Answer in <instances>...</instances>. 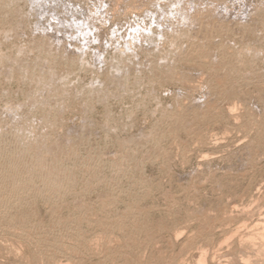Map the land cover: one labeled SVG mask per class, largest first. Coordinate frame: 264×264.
<instances>
[{"label": "rangeland", "instance_id": "1", "mask_svg": "<svg viewBox=\"0 0 264 264\" xmlns=\"http://www.w3.org/2000/svg\"><path fill=\"white\" fill-rule=\"evenodd\" d=\"M8 2L6 0L7 6L0 5V16H6L3 12L7 13L4 17L6 21L2 16L0 17L1 23L3 20V23H0V54L2 53L0 57L7 56L1 57L7 59L8 55H11L9 60L11 58L10 62H12L16 60L17 54L24 52L23 56H18L19 59L22 56L26 61L27 59L34 61L35 56H38L39 41L46 40L47 46L43 45L45 42L41 43V46H46V52L51 54L48 51L50 50L54 54L51 56L58 58L53 59L49 56L52 59V63L50 62L52 68L61 72L60 70L66 66L59 75L62 76L66 72L70 75L69 71H71L72 78L67 73L64 76L70 78L69 82L72 83V80L73 83L69 86L71 91L66 85L65 88L67 92L69 91L66 92L67 94L51 92L54 93L52 95L48 94L49 92H42L54 102L50 103L47 98L48 102H43V105L48 103L49 106L45 105L47 110L45 106H41L40 112L38 104L42 103H37L36 109L34 105L32 107L31 104L30 106L26 103L27 99L30 100L31 95L36 92V86L37 90L44 91L40 83L33 81L36 76L31 72L34 71L32 67L28 69L29 74L21 73L24 74L22 76H29V81L32 79L30 84L26 77L21 76L20 69L18 70L12 63L10 65V62L7 63L8 59L4 60L0 68V71L4 69L2 73L0 72V109L3 110H0V114L7 116V111L11 109L22 110H18L19 112L16 110L18 119L21 115L19 121L21 123H25V120L32 116L27 120L30 122L26 124L31 126V120H35L37 125L33 121L32 126L36 128L32 130L31 126V133L27 134L36 132V136L28 135V138L33 136L37 138L40 135V138H37L40 141L43 137H41L42 133H38L44 132L46 128L44 130L42 125L48 123L47 125L50 126H47L45 131L48 137L43 133V136H46L43 140L45 143L41 142L44 143L41 149L45 151L47 146L51 149L53 143L59 140L62 142L64 139L63 144L60 145L65 146V149L68 147L66 151H69V146L75 148H70L69 152L74 150L76 151L74 154L78 153V155H74L76 160L74 157L69 158L65 154L68 151L62 149L65 156L61 153V161H65L64 164L60 162L63 167L65 166L64 168H71L72 171L66 169L71 173L74 172L71 174L74 180L68 186L59 187L61 191L57 195L54 194L56 196L53 197L54 202L52 198L48 202L39 198L40 196H34V193L26 192L30 193L26 195L24 192L23 201L26 198L25 202L30 201L27 207L34 216L32 213L28 215V212L16 213L2 222L0 264H45L47 258L41 257V248H49V252L55 253L58 251L55 242L62 246V252L65 250L64 253L66 251L72 253L58 252L56 261L61 264H198L202 252L205 264H264V58H261L264 57V19H262L264 15L261 13L262 10L264 12V0H12V3ZM10 5L15 9L13 10ZM2 6L5 11L1 10ZM13 12L16 17L12 16ZM204 14L213 17L215 23H230L231 34H235V39L226 38L228 46H234L235 50L240 51L249 46L250 50L259 49L257 55L262 53L257 59L263 61L258 59L256 62V59L253 63H244L241 73L235 76H231L230 71L220 80L222 82L220 88L209 70L214 56H220V47L213 43L207 44L206 47L209 48L207 54L193 53L186 56L183 52L184 56L181 54L173 62L166 59L169 61L168 64L172 62L171 67L166 64L167 61L162 60L163 55H166L171 47V38L174 35L181 37L177 32L188 24L185 20L189 19V16L199 18ZM7 17L9 18L6 19ZM1 28H4V31L9 29L12 31L8 35L7 32L3 34ZM241 36L244 41L241 40ZM217 39H220L221 43L225 40L220 37ZM184 45L187 50L200 48L187 42ZM222 45H225V42ZM18 48L24 50L16 54ZM56 50L63 52L66 50V53L60 51L56 53ZM58 56H61V59L57 62ZM62 56L63 58L67 56L68 59H63L65 61L63 62ZM70 58L79 59L78 62H82V65L78 63L67 66L66 61ZM116 58H122L125 64H121L124 69L121 73L127 74L124 88L126 87L128 91L117 84L114 78H109L111 75L108 69L109 63ZM26 61L23 62L27 63ZM5 63L14 68L8 67ZM123 65L127 68L125 69ZM66 68L69 70L66 71ZM7 69L8 72L11 71L8 73ZM12 69L17 70L18 74L15 75ZM5 71L6 75H3ZM59 72H56L57 75ZM8 75L10 77H7ZM66 81L68 82V79ZM93 82L99 83L97 86L99 85L98 88L101 87L99 88L101 90L107 88V95L91 97L85 93L84 90L91 88ZM117 91L119 94L116 95ZM26 93L31 95L28 96ZM86 95L90 96V99L87 98L89 103ZM64 98L68 100L65 103L62 102L65 101ZM59 100L66 104V107ZM20 103L24 104L23 107ZM57 103L59 107H54L58 105ZM5 106H8L7 111ZM19 106L22 109L18 108ZM52 107L57 109L54 110ZM52 110L57 113L59 111L63 116L52 113L54 112ZM37 112L42 114L41 118L37 117ZM25 113L29 114L27 119L28 114ZM10 115L11 111L7 116L8 119L6 116L4 119L11 123L4 122L1 119L3 116L0 118L6 124L4 131L10 125L13 127H7V130L11 128L14 130L15 124L10 120ZM46 115L50 118L44 120L47 118ZM53 115L55 117H51ZM42 116L45 118L43 119ZM38 119L43 120L42 123L39 120L42 125ZM53 119H56V122H52ZM37 128H40L38 133ZM1 135L0 144L3 148L5 146V150L1 145L0 148L3 152L6 149L9 151L11 146L13 147V140L6 141V135H2L3 137ZM69 137L76 140L72 141ZM65 140L68 142L71 140L72 144L75 143L74 146ZM3 142H7V145ZM89 157H97L101 160L99 169L95 171L96 174L93 173L97 178V182L94 183L103 180L102 185L99 183L96 189H90L91 194L84 190L81 182L82 177L83 179L89 177L88 173L84 174L86 172L84 165L90 160ZM109 163L123 164L125 174L118 179H112L111 175L115 167L109 166ZM34 177L38 180L35 179L36 182H40L39 176ZM112 180L117 184V190L114 192L105 187V181L112 183ZM73 183H76V186L71 188ZM73 190L76 193L83 192L84 201L81 199L82 194L77 193V196ZM101 193L104 198L106 194L111 195L116 200L114 205L121 211L129 203H133L138 209V216L129 217L130 222L127 226L130 229L128 227L122 230L115 229L113 234L107 233L105 236L98 232L95 223L87 225L85 222H79L75 215H69L78 199L77 202L86 201L83 205L88 204L89 214H94V216L91 214L92 218L108 217L110 209L103 213L99 206ZM74 195L77 196L76 199ZM96 199H99V202ZM59 204H61V216L63 218L72 216L76 227L88 240L94 243L96 241L98 245L105 240L111 246L117 247L119 244V249L123 247L122 252L101 258H98L99 254L92 255L89 251L82 254L77 250V240L65 234L62 238L61 231L55 229L57 234L53 230L50 231L52 235L49 231L48 234L37 233L35 237L41 240L40 251L33 242L35 241L33 234L29 235V238L24 236L21 238L28 225H42L40 227L43 228L49 226L51 222L56 225V221L51 220L50 214L56 206L59 207ZM53 226L52 228H55ZM20 230H23L22 233ZM126 236H129L132 242L125 247L122 244Z\"/></svg>", "mask_w": 264, "mask_h": 264}, {"label": "bare ground", "instance_id": "2", "mask_svg": "<svg viewBox=\"0 0 264 264\" xmlns=\"http://www.w3.org/2000/svg\"><path fill=\"white\" fill-rule=\"evenodd\" d=\"M9 2H11L10 0H8ZM14 1V0H13ZM8 2V3H9ZM12 3V2H11ZM13 3H15V2H13ZM1 4H4V6L7 4L6 3V0H0V5ZM14 5V4H13ZM12 5V6H13ZM7 6V5H6ZM8 6H9V4H8ZM11 6V5H10ZM12 6H11V8H12ZM168 6V5H167ZM15 7V6H14ZM264 7V6H263ZM2 8H3V6H2ZM1 8V10H4L5 8H3L2 9ZM13 9V8H12ZM12 9H10V10H12ZM15 9V8H14ZM13 9V10H14ZM261 9V8H260ZM259 9V10H260ZM6 10H8V8H6ZM12 10V11H13ZM18 10V9H17ZM258 10V11H259ZM5 11V10H4ZM258 11H257V13H258ZM263 11V10H262ZM261 11V13L264 15V12H262ZM6 12H9L10 13V11H6ZM15 12V11H14ZM14 12H13V17L15 16L16 17V15L14 14ZM19 12V11H18ZM182 12V11H181ZM2 13V12H1ZM9 13H8V16L10 17V15H9ZM16 13V12H15ZM203 13V12H202ZM205 13V12H204ZM3 14H6V16H7V13H5V12H3ZM12 14V13H11ZM19 14L22 16V14H21V12H19ZM19 14H17V17H20V15ZM259 14H260V12H259ZM19 15V16H18ZM2 17H3V19H4V17H6L5 15L3 16V15H1ZM0 16V17H1ZM183 16V15H182ZM185 16H187V15H185ZM260 16V15H259ZM9 17H7L6 19H8ZM23 17V16H22ZM187 18V17H186ZM189 19H186L185 21L186 22H188V24H186L180 31H178L177 32V35L179 36H181V37H177V36H173L171 39H172V42H171V44H170V48H169V51L167 52V54H169V56H167V54L166 55H163V57H162V60L163 61H167L166 59H169V61H175L176 59H178L179 58V56L183 53V52H185V55L186 56H188V55H191V54H193V53H196V54H207V50L209 49V48H207L206 46H207V44H209V43H213L215 46H218V47H220V49H219V53H220V56L218 57V56H214L215 58H213L212 59V62H211V64H210V67H209V70H211L210 72H212L213 73V76L216 78V81H217V85H218V87L220 88L221 87V84H222V82L220 81L221 79H223L225 76H227V74H229L230 73V71L232 72L231 74V76H235L236 74H240L241 73V71L243 70V66L245 65V64H247V62H254L256 59H257V56H259L260 57V55H262V53L260 54V55H257V54H259V52H257V51H259V49L256 51V49H255V51L254 50H250V47L249 46H247V44H242V46H247V47H249V49L247 48V47H245V49L243 48V50L241 49V51L239 50V49H237V50H235V48H234V46H228L227 44H226V42L228 41H226V38L228 39V38H230V37H234V35L233 34H231L232 33V29H231V27H230V23H227V22H223V23H215V20H214V18L212 17L211 18V16L210 15H206V14H204V16L203 17H199L198 18V16L197 17H188ZM11 19V18H10ZM20 19H21V17H20ZM184 19V18H183ZM262 19H264V18H262ZM2 20V19H1ZM5 20V19H4ZM6 21V20H5ZM24 21V20H23ZM0 23H1V21H0ZM2 23H3V20H2ZM1 23V24H2ZM183 23V22H182ZM10 25V24H9ZM19 25L20 24H18V27H19ZM72 25V24H71ZM11 26V25H10ZM16 26V25H15ZM23 26V25H22ZM14 27V26H13ZM13 27H10V28H13ZM21 27V26H20ZM68 27H70V26H68ZM247 27V26H246ZM249 28V27H248ZM2 30H3V34H5L6 32V34L8 35V34H10V32L12 31L11 29H9V30H6V31H4V28H1ZM17 29H20V28H17ZM1 30V31H2ZM14 30V32L16 31L15 30V28L13 29ZM179 30V29H178ZM245 30H246V28H245ZM9 32V33H8ZM50 32V31H49ZM234 32H235V30H234ZM13 33V32H12ZM16 33V32H15ZM6 35V36H7ZM256 36V35H255ZM47 37V36H46ZM50 37V36H49ZM53 37V36H52ZM218 37H220L222 40L223 39H225L224 40V42H225V45H222L223 43H221L220 41V39L218 40L217 38ZM238 37H240V36H238ZM241 40H243V37L241 36ZM47 39V38H46ZM230 39H232V38H230ZM234 39H235V37H234ZM240 39V38H239ZM44 40V39H43ZM259 40V39H258ZM10 41V40H9ZM46 41V40H45ZM44 41V42H45ZM235 41V40H234ZM244 41V40H243ZM12 42V41H11ZM40 43H38V48H37V51H38V56H35V59H34V61H32V60H30V59H27L28 61L30 60V62L28 63V61H26V60H24L23 58H25V57H22L23 56V54H24V52L23 53H21V52H19V51H23L22 49L21 50H19V48H18V51L16 52V54L17 53H21L20 55H22L21 56V59H19L18 58V56H20V55H16L17 56V58L15 57V55L13 56V57H15V59L16 60H13L12 62H10V60H11V58H10V60H9V57H11V55L9 56L8 55V60L9 61H7V63L8 62H10L9 64L11 65V63L13 64V66H16L17 67V69L19 70H21L22 72H20V74L21 73H28L29 72V70L28 69H30L31 67H32V69L34 70V71H31L32 72V74H33V72L36 74H34V76H36V78H34L33 79V81L35 82H38V83H40L39 85L41 86V88L43 87V89H44V91L43 90H41L40 89V87H39V89H40V91L39 90H37L38 88H37V86H36V84L35 83H33V84H35L34 86H36V92L35 91H33V93L34 94H29V95H31V97H30V100H29V98L26 96V94L24 95V96H26L25 98L27 99V101L29 100V102H27L26 100V103H28V105H32V107H33V105H34V108L36 109V105H37V103H42V104H38V105H40L39 106V111H40V107L41 106H49V105H47L48 103H46L45 105H43V102H48V100H49V98L48 97H46V93H42V92H49L48 94H52L51 92H56V93H61L60 95H62V94H64V92L66 93L67 92V90H66V85L68 86L67 87V89L69 88V86L73 83V81L71 80V82L72 83H70L69 81H70V78H66L65 76H66V71L67 70H69V69H67L66 68V71H64V72H66V73H64L65 74V76H64V74L62 75V76H60L59 74L61 73L62 74V71L64 70V68L66 67V66H64V68H62L63 70H60L61 72H59V71H55L56 69H54V68H52V64H50V62H51V60L52 59H50V57L49 56H51V54H53V52H51L50 50H48V49H50L49 47H48V51L51 53V54H49V53H47L46 52V49H45V47L47 46L46 45V43L48 42H45V44H43V45H46L45 47L42 45L41 46V43H44V42H41V40L39 41ZM189 43L190 45H196V46H198V47H200L198 50H195V49H193V50H187V48H186V46L184 45V43ZM260 42V41H259ZM229 43H230V41H229ZM244 43V42H243ZM247 43V42H246ZM254 43V42H253ZM39 44H40V46H39ZM235 44V43H234ZM239 44H241L240 42H239ZM59 45V44H58ZM17 46V45H16ZM20 46V45H19ZM19 46H17V47H19ZM36 46V47H37ZM237 45L235 44V47H236ZM254 46V45H253ZM14 47V46H13ZM35 47V48H36ZM56 47V46H55ZM57 47H59V46H57ZM21 48H22V46H21ZM47 48V47H46ZM60 48V47H59ZM62 48V47H61ZM65 48V47H64ZM64 48H62V49H64ZM255 48V47H254ZM15 50H16V48H14ZM56 49V48H55ZM54 49V50H55ZM67 50H68V48H66ZM251 49H253V48H251ZM34 50H36V49H34ZM53 51V50H52ZM60 51V53H66V50H64L65 52H63V50H59ZM58 50H56V53L57 52H59ZM257 52V53H256ZM260 52H262V51H260ZM55 53V52H54ZM56 53H55V56H56ZM2 54V53H1ZM0 54V55H1ZM26 54V53H25ZM37 54V53H36ZM49 54V55H48ZM71 54V53H70ZM54 55V54H53ZM62 55V54H61ZM79 55H80V53H79ZM74 56V55H73ZM181 56H184V54H182ZM263 56H264V54H263ZM1 57H7V56H1ZM0 57V58H1ZM13 57H12V59H13ZM27 57V56H26ZM37 57V58H36ZM52 57V56H51ZM59 57V56H58ZM64 56H62V60L64 59V60H66V59H68L67 58V56H65L66 58H63ZM81 57V56H80ZM79 57V59L81 60L82 58H80ZM125 57V56H124ZM34 58V57H33ZM53 58V57H52ZM57 58V57H56ZM56 58H53V59H56ZM118 58H119V56H118ZM261 58L263 59L264 57H262L261 56ZM6 58L4 59H2L1 58V60H0V68H1V66H2V62H4V60H7ZM19 59V60H18ZM22 59H23V61H26L27 63H24L23 61H22ZM58 59V58H57ZM60 59H61V56L59 57V60H57V62L58 61H60ZM79 59H76V58H73L72 60H71V58L69 59V61H66V65L68 66L69 64H78V65H82V62H78V61H80ZM165 59V60H164ZM259 60H261L260 58H258ZM258 59H257V61L256 62H258ZM61 60V61H62ZM63 60V62H65ZM123 59L122 58H120V59H117L116 58V60H114V59H112L111 61L112 62H110L108 65L110 66L108 69H109V74H111V75H109V78H114L116 81H117V84H119L120 86H122V88H124V85L126 84V79H125V75H127V74H125V75H123L124 73H121V71L122 70H124L123 68H122V65L121 64H124V62L122 61ZM32 61V62H31ZM55 61V60H54ZM53 61V62H54ZM81 61H83V60H81ZM169 61H167L166 62V64H168V62ZM261 61H263V60H261ZM261 61H259L260 63H261ZM63 62H61V63H63ZM172 62L171 63H169L168 64V66H173L172 65ZM24 63V64H23ZM52 63V62H51ZM163 63V62H162ZM161 63V64H162ZM245 63V64H244ZM252 63H250V64H252ZM4 64V63H3ZM6 64V63H5ZM54 64V63H53ZM64 65H65V63H63ZM7 65V64H6ZM5 65V66H6ZM55 65V64H54ZM53 65V67H55ZM125 65V64H124ZM124 65H123V67H124ZM8 67H10L9 65H7ZM6 66V67H7ZM4 67V66H3ZM19 67V68H18ZM126 67V66H125ZM124 67V68H125ZM10 68H14V67H10ZM127 68V67H126ZM125 68V69H126ZM81 69H83V68H81ZM4 70V69H3ZM3 70H1L0 72L2 73V71ZM28 70V71H27ZM11 71V70H10ZM9 71V72H10ZM12 71L15 73V75H16V71L17 70H13L12 69ZM7 72H8V69H7ZM8 72V73H9ZM56 72H59L58 73V75H57V73ZM70 72V75H71V71H69ZM6 73V71L3 73V75H6L5 74ZM14 73H11L12 75L14 74ZM10 74V75H11ZM18 74V73H17ZM29 74V73H28ZM27 74V75H28ZM32 74L30 73V75H31V78H32ZM10 75H8L7 77H10ZM11 75V76H12ZM22 75H24V74H21V76ZM26 75V74H25ZM67 75H69V73H67ZM69 75V76H70ZM123 75V76H122ZM21 76H19V77H21ZM22 77H26L27 79H28V83H30V81L32 80V79H30V81H29V76L27 77V76H22ZM68 77V76H67ZM71 77V76H70ZM170 77V76H169ZM14 78V77H13ZM72 78V77H71ZM242 78H243V74H242ZM26 79V80H27ZM66 79H68V82L70 83H68L67 81H66ZM97 80V78L95 79V81ZM9 81V80H8ZM66 82H67V84H66ZM99 82V81H98ZM92 83V82H91ZM101 83V82H100ZM10 84V83H9ZM30 84H32V83H30ZM69 84V85H68ZM93 84L94 85H90V86H92L91 88L89 87V89L88 90H84L85 91V93H87L88 95H90L91 97H94L95 95H102V97H103V95H107L106 94V90H107V88L106 89H102V90H105L104 92H102V90L101 89H99V88H101V87H99L98 88V86H97V84H99V83H94L93 82ZM102 84V83H101ZM38 85V84H37ZM30 86V85H29ZM101 86V85H100ZM103 87V86H102ZM9 88V87H8ZM104 88H105V86H104ZM118 88H120V87H118ZM121 88V90H123ZM126 88V87H125ZM124 88V89H125ZM115 89H117V87L115 88ZM127 89V88H126ZM126 89H125V91H126ZM3 90H4V88H3ZM7 91H8V89H6ZM47 90V91H46ZM64 90H66V91H64ZM69 90H70V88H69ZM6 91V92H7ZM71 91V90H70ZM83 91V92H84ZM87 91V92H86ZM109 91H110V88H109ZM118 91H120V89H118ZM117 91V92H118ZM127 91H128V89H127ZM3 92V91H2ZM82 92V93H83ZM116 92V95L117 94H119V92L117 93ZM121 92V91H120ZM7 93H9V91L7 92ZM7 93H5V94H7ZM58 93V94H59ZM67 93H69V91L67 92ZM66 93V94H67ZM75 93V92H74ZM73 93V94H74ZM108 93V92H107ZM111 93V92H110ZM115 93V92H114ZM54 94V93H53ZM52 94V95H53ZM70 94H72L71 92H70ZM69 94V95H70ZM112 94V93H111ZM111 94H109V95H111ZM11 95V94H10ZM28 95V94H27ZM28 95V96H29ZM69 95H68V98H69ZM94 95V96H93ZM108 95V96H109ZM7 95H5V97H6ZM58 96V95H57ZM57 96H55V97H57ZM87 96V95H86ZM90 96H87L86 97V100H87V98L89 97V99H90ZM99 96H97L98 97V99H99ZM115 96V95H114ZM2 97V96H1ZM55 97H53V98H55ZM63 97V96H62ZM61 97V98H62ZM3 98V97H2ZM47 98H48V100H47ZM104 98H105V96H104ZM12 99V98H11ZM50 99H52V96H50ZM59 98H57V100H58ZM63 99V98H62ZM92 99V98H91ZM93 99H95L96 100V98H93ZM92 99V100H93ZM97 99V100H98ZM105 99H107V97L105 98ZM1 100V99H0ZM61 100V99H60ZM60 100H59V102H60ZM64 100L65 101H63L62 100V102L63 103H65V102H67L66 101V98H64ZM100 100V99H99ZM50 101V100H49ZM91 101V100H90ZM101 101H102V99H101ZM24 102V101H23ZM22 102V103H23ZM52 102H54V101H52ZM51 101H50V103H52ZM58 102V101H57ZM58 102V103H59ZM62 102H60V103H62ZM92 102V101H91ZM57 103V104H58ZM62 103V104H63ZM87 103H89L88 102V100H87ZM55 104H56V102H55ZM54 104V105H55ZM62 104H60V105H62ZM15 105V104H14ZM13 105V107H15L16 108V106H14ZM16 105H18V104H16ZM23 105L24 104H22L21 105V103H20V106H22L23 107ZM28 105H26L27 107H28ZM30 105V106H31ZM37 105V106H38ZM63 105H65V107H66V104H63ZM9 106V105H8ZM8 106H5L6 108H5V110L6 109H8L7 107ZM20 106L18 107V108H20ZM46 106H45V110H47L46 109ZM53 106V105H52ZM59 107V104L58 105H56V106H54V107ZM9 107H11V105L9 106ZM50 107H51V105H50ZM61 107V106H60ZM30 108V107H29ZM33 108V109H34ZM38 108V107H37ZM49 108V107H48ZM53 108V107H52ZM51 108V109H52ZM62 108H64V107H62ZM4 109V108H3ZM20 109H22V108H20ZM54 109V108H53ZM55 109H57V108H55ZM54 109V110H55ZM60 108H58V110H59ZM85 109V108H84ZM1 110V109H0ZM9 110H10V108H9ZM19 110V109H11L10 111H11V115H10V117H11V119H10V117H9V119L10 120H13L12 122H14V124H15V126H14V130L12 131L11 129H8V130H11V131H9L8 132V130H7V127H6V131H4L3 129H4V127L6 126V124L4 123V122H8V121H6L8 118H7V116L9 115V112L10 111H7L8 113H7V116H6V118L4 119V115H1L0 114V118H1V116H3L1 119H3V121H1V119H0V134H2L3 136H5L6 135V141H8L9 139H12L11 141L13 142V147L11 146V148L9 149V151L6 149V151L5 152H3V150H5L4 148H5V146H4V148L2 147L3 145L2 144H0L1 145V147H2V149L3 150H1V148H0V161L2 160V161H4V163L1 161V163L3 164V165H1V163H0V226L2 225V222L3 221H5L8 217H10V216H12L13 214H16V213H26L27 214V212H28V215H29V211L31 210V209H29L28 210V207H27V205L30 203V201H27V202H25L26 200H27V198L26 199H24L25 201H23V197L25 198V195L22 197V195H23V193L25 192H30V193H34V196L36 195V196H40L39 198H43V199H45L46 201H48V202H50V200H51V198L53 199V202H54V198L53 197H55L56 198V196H54V194H59L60 193V191H61V189L59 188V187H62V186H68V185H70V183H72V181L74 180L73 179V177H72V175L71 174H74V172L73 173H71L70 172V170H71V168L69 167H66V168H68V169H70V170H67L66 168H64L63 167V165L61 164V158H62V155H64L65 156V154L67 155V156H69V158H71V157H74L75 158V156L74 155H78V153H76V154H74L76 151H74L73 150V152H69L71 149H75V148H71L70 146H69V151H68V153H63V150L62 149H64L65 151H66V149L68 148H66L65 149V146H62V145H60V143L61 144H63V141H64V139H63V141L61 142L60 140V142L58 141V142H55V140L57 139H59V138H56L55 140H54V142L55 143H53V146H51V149H49V147L47 146V148H46V150L45 151H43L41 148L43 147V144L45 143V141H43L44 140V136H46L48 133L47 132H45L46 130H47V126H50V125H47L48 123L47 122H45V123H47L46 125H42L41 123L43 122V120H40V119H38V122H39V120L41 121V125L42 126H44V130H45V128H46V130L44 131V132H39L40 131V128H42L41 127V125H40V128L38 129L37 128V133L38 134H40V133H42L41 135V137H43L42 138V141L44 142L43 144H41V142L42 141H40L39 139H37L38 137L40 138V135L39 136H37V138L35 137L36 136V132H34V133H32L31 135H34L35 134V136H33V138H28L29 136H31L30 134H27V133H29L30 131H31V129H30V127L33 125L32 124V122L34 121L35 123H36V121L35 120H31V123H30V125L31 126H29L28 124H26V122H30V121H27V120H30V118L32 117V116H30V118H28V116H29V114L28 113H25L26 115H27V117H26V119L27 120H25V121H22V122H25V123H21V122H19V121H21V115L19 116V119H18V112L19 111H22V110H19L18 112L17 111ZM41 110H43L44 111V109L43 108H41ZM54 110H52V111H54ZM61 110V109H60ZM65 110V109H64ZM1 111H3V110H1ZM25 111V110H24ZM23 111V112H24ZM28 111L30 112V110L28 109ZM27 111V112H28ZM32 112H34V111H38V110H31ZM57 111V110H56ZM41 112V111H40ZM64 112V111H63ZM62 112V113H63ZM1 113V112H0ZM38 113V112H37ZM47 113V112H46ZM52 113H57V112H52ZM58 113L60 114L59 116L61 117V113L58 111ZM58 113H57V115H58ZM3 114H4V112H3ZM20 114H22V113H20ZM24 114V115H25ZM30 114H31V112H30ZM43 114H44V112H43ZM49 114H51V113H49ZM23 115V116H24ZM25 115V116H26ZM32 115H35V114H33L32 113ZM37 115V114H36ZM41 113L39 114L38 113V118H41ZM45 115V114H44ZM43 115V116H44ZM40 116V117H39ZM42 116V118L44 119L45 117H47L46 119H44V120H47L48 118H50V117H48V115H46L45 117H43ZM50 116V115H49ZM63 116V115H62ZM34 117V116H33ZM37 117H34V118H36L37 119ZM51 117H55L54 115L53 116H51ZM60 117H57V118H59V119H61ZM33 118V119H34ZM23 119H25V117H23ZM22 119V120H23ZM56 119H53V121L52 122H54ZM58 120V119H57ZM50 121V120H49ZM48 121V122H49ZM5 124H3V123ZM33 122V123H34ZM51 122V121H50ZM56 122V121H55ZM57 122H59V121H57ZM60 122H61V120H60ZM8 123H11L10 121L8 122ZM13 124V123H12ZM54 125L55 124H58V123H53ZM35 125H37V123L35 124ZM39 125V124H38ZM11 126V125H10ZM9 126V127H10ZM52 126V125H51ZM8 127V128H9ZM11 127H13V125L11 126ZM35 128H36V126H34ZM34 127L32 126V130L34 129ZM38 127V126H37ZM54 127V126H53ZM49 128V127H48ZM51 128V127H50ZM43 129V128H42ZM53 129V128H52ZM42 131V130H41ZM49 131V130H48ZM78 133H79V131H77ZM31 133V132H30ZM43 133L44 134H46V135H44L43 136ZM81 134V133H80ZM80 134H78V136H80ZM82 134H84V133H82ZM1 135V136H2ZM29 135V136H28ZM50 135V134H49ZM2 136V137H3ZM71 136V135H70ZM1 137V138H2ZM47 137H48V135H47ZM46 137V138H47ZM84 137V136H83ZM50 138H52L51 136H50ZM65 138H66V135H65ZM82 138V137H81ZM62 139V138H61ZM69 139H71L70 137H69ZM68 139V140H69ZM74 139V138H73ZM73 139H71L72 141H73ZM148 139V138H147ZM150 139V138H149ZM153 138H151L150 140H152ZM2 140H4V138L2 139ZM40 142H39V141ZM47 140V139H46ZM48 140L50 141V139L48 138ZM66 141V142H68V143H71L72 141ZM74 140H76V139H74ZM146 140V139H145ZM49 141H46V142H49ZM152 141H158V139H153ZM2 141H0V143H1ZM10 142V141H9ZM12 142H11V145H12ZM77 142V141H76ZM79 142V141H78ZM143 142V141H142ZM3 143H6V145H7V142H3ZM52 143V142H51ZM51 143H49V145L51 144ZM141 143V142H140ZM147 143V142H146ZM72 144V143H71ZM73 144H75V143H73ZM72 144V146H74ZM143 144V143H142ZM5 145V144H4ZM64 145H66L65 143H64ZM79 145V144H78ZM44 147H45V145H44ZM64 147V148H63ZM7 148H9V147H7ZM71 148V149H70ZM31 149V150H30ZM45 149V148H44ZM66 151V152H67ZM61 153H62V155H61ZM91 153V152H90ZM89 155V154H88ZM79 157V156H78ZM92 157V156H91ZM65 158V157H64ZM73 158V159H74ZM82 159V158H81ZM89 161L84 165L85 166V171L86 172H84V174L85 173H88V175H89V177L88 178H84L83 179V177H82V180L83 181H81V180H79V182L81 181V182H83V186H84V190H87V191H89V193L91 194V191H90V189H96V186H98V185H100L99 183H101V185H102V181L100 182H98L97 184L96 183H94L96 180H97V178H96V176L94 175L93 176V173H95V171L97 170V168L99 169V166L101 165H99V163L101 162V160H98L97 159V157L96 158H90L89 157ZM68 160V159H67ZM66 160V161H67ZM75 160H76V158H75ZM77 160H79V158L77 159ZM61 161V162H60ZM65 161V160H64ZM63 161V162H64ZM70 161V160H69ZM62 162V163H63ZM80 162V161H79ZM78 162V163H79ZM72 163V162H71ZM64 164V163H63ZM75 164V163H74ZM84 164V163H83ZM82 164V165H83ZM81 165V166H82ZM75 166V165H74ZM103 166V165H102ZM109 166H111V167H115V168H113L114 169V171L112 172V175H111V177H112V179L114 178V179H118V178H120V176H122L123 174H125L124 172V170H123V164H116V163H109ZM72 167V166H71ZM78 168H81L80 167V165H79V167ZM78 168H77V170H78ZM101 168H103V167H100V169ZM73 169V168H72ZM104 169V168H103ZM74 170V169H73ZM84 170V169H83ZM109 170H110V168H109ZM72 171V170H71ZM98 173V172H97ZM99 173H100V171H99ZM103 173V172H102ZM101 173V174H102ZM80 174H82V168H81V173ZM96 174V173H95ZM100 174V175H101ZM35 175H37V176H39V180H40V182H36V177H34ZM85 175H87V174H85ZM99 175V176H100ZM81 176V175H80ZM103 176V175H102ZM38 178V177H37ZM75 178V177H74ZM80 178V177H79ZM100 177H98V179H99ZM36 179V180H35ZM104 179V178H103ZM77 181H78V179H76ZM99 180H101V179H99ZM38 181V180H37ZM108 181V180H107ZM107 181H105V187L108 189V190H110L111 192H114V191H116L117 190V184H116V182H115V180H112V183H109V182H107ZM110 182H111V180H109ZM97 182V181H96ZM115 182V183H114ZM107 183H109V184H107ZM74 185H71L72 187L71 188H73V186H76V183H73ZM78 184V183H77ZM104 184V183H103ZM81 185V186H82ZM103 186V187H104ZM68 188H70V187H68ZM62 189H64V188H62ZM66 189V188H65ZM79 189H80V187H79ZM69 190V189H68ZM65 191H67V190H65ZM64 191V192H65ZM74 192L73 193H76L75 192V190H73ZM82 191V190H81ZM93 191V190H92ZM96 191V190H95ZM95 191H94V193H95ZM71 192H72V190H71ZM80 192V191H79ZM79 192H77L78 194H82V197H81V199L83 200L84 199V196H83V192H81V193H79ZM24 193V194H25ZM30 193H28V194H30ZM75 194V195H77L78 196V194ZM85 193H86V191H85ZM84 193V194H85ZM27 193H26V195H28ZM67 193H65V196H67L66 195ZM69 194V193H68ZM70 194H72V193H70ZM69 194V195H70ZM87 194H88V192H87ZM126 194H128L127 192H126ZM31 195H33V194H31ZM74 195V198L75 197H77V196H75ZM101 195V196H100ZM99 196H100V202L101 203H99L98 205L102 208V212L103 213H105V211L106 210H109L110 209V211H108V212H110L109 213V216L107 217H105V218H102V217H100V216H97V217H93L92 218V216H91V214H89V212H90V209L87 207L88 206V204H86L87 206H85V205H83V203L85 204V202H83L82 200L81 201H79V202H77L78 201V199H76L77 201H75L76 202V204H75V202H74V209L72 210V212H70V214L69 215H75L78 219H79V222H85V223H87V225H93L94 223H95V228L98 230V232H100L101 233V235L102 234H105V236H106V234L107 233H111V234H113V232H115L116 230L115 229H121L122 230V228H126V227H128L127 225L129 224V222H130V220H129V217H132V216H138L139 215V211H138V209L133 205V203H129V204H127L126 206H125V209L123 210V211H121V210H119L115 205H114V203L116 202V200L115 199H113V197H111V195H108V194H106L105 195V198L103 197V194L101 193ZM30 196V195H29ZM27 197V196H26ZM32 197V196H31ZM58 197V196H57ZM59 197H60V195H59ZM64 197V196H63ZM101 197H103L102 199H101ZM61 198V197H60ZM34 199H36V197L34 198ZM59 199V198H58ZM63 199V198H62ZM80 199V198H79ZM30 200V199H29ZM32 200H33V198H32ZM42 200V199H41ZM97 200V199H96ZM58 200H56V202H57ZM61 201V200H60ZM63 201V200H62ZM74 201V200H73ZM72 201V202H73ZM98 202H99V199L97 200ZM32 202V201H31ZM42 202H43V200H42ZM71 202V203H72ZM32 203H34V202H32ZM58 203V202H57ZM88 203V202H87ZM97 203V202H96ZM53 204V203H52ZM56 204V203H55ZM54 204V205H55ZM61 204H62V202H61ZM61 204H59V207H55V206H53V207H55V209L53 210V212L51 211V220L52 221H56V225L53 223V222H51L52 224H54V226H55V228H52V224L50 223V225L49 226H47V227H40V226H42V225H28V226H26L25 228L26 229H28V230H26L25 229V231H23V233H22V231H21V233L23 234L22 235V237L21 238H23V236H24V238L25 237H28L29 238V235L31 236V234H33L32 236L33 237H35V236H37L38 234H39V232H41L40 234H42V232H44V233H47L48 231L50 232L51 230H53V231H55V230H60L59 232L62 234V238H63V234H65V235H67V236H69V237H73L75 240H77L78 241V243H76L77 245V250H79V252L81 253L82 252V254L85 252V251H89L92 255H97V254H99L98 255V258H101V257H107V256H113V255H117V254H120L121 252H122V250H121V248H123V247H121L120 249L118 248V246H119V244L117 245V247H116V245H114V246H111V245H108V241L107 240H105V241H102L101 242V244H97L96 243V241H95V243L93 242V241H91V240H88L86 237H85V235L83 234V232H81L80 231V229L78 228V227H76V225H75V223H74V220L71 218L72 216H69V217H66V218H63L62 216H61V210H60V205ZM72 205H73V203H72ZM64 206V205H63ZM33 207V206H32ZM67 208V207H66ZM73 208V207H72ZM91 208V207H90ZM70 209V208H69ZM65 211V210H64ZM68 211V210H67ZM36 212V211H35ZM32 213V212H31ZM30 213V214H31ZM106 214H107V212H106ZM32 215H33V213H32ZM31 215V217H33ZM93 216H94V214H92ZM54 221V222H55ZM205 222H206V220H205ZM92 223V224H91ZM132 224V223H131ZM44 226V225H43ZM53 226V227H54ZM131 226V225H130ZM134 226V225H133ZM57 227V228H56ZM30 228H32V229H30ZM129 228V227H128ZM55 229V230H54ZM130 229V228H129ZM1 230V229H0ZM7 230V229H6ZM31 230H33V231H31ZM120 230V231H121ZM86 231V230H85ZM34 232V233H33ZM48 232V233H49ZM56 232V231H55ZM16 233H18L17 231H16ZM38 233V234H37ZM47 233V234H48ZM59 233V234H60ZM85 233V232H84ZM50 234H51V232H50ZM55 234H57V232L55 233ZM60 234V235H61ZM86 234V233H85ZM99 234V233H98ZM52 235V234H51ZM59 235V236H60ZM87 236V235H86ZM108 236V235H107ZM58 237V236H57ZM61 237V236H60ZM59 237V238H60ZM68 237V238H69ZM71 237V238H72ZM27 238V239H28ZM31 238V237H30ZM65 238H66V236H65ZM109 239L111 238V237H108ZM34 239V238H33ZM104 239V238H103ZM105 239H107V238H105ZM108 239V240H109ZM30 240H32V238L30 239ZM40 239H38V238H36L35 237V241H33V242H35V245H37L38 246V249H39V251H40V248H39V243H40ZM47 241V240H46ZM65 241V240H64ZM74 241V240H73ZM76 241V242H77ZM109 241H113V240H109ZM32 242V241H31ZM43 242V241H42ZM62 242V241H61ZM75 242V241H74ZM130 242H132V239L129 237V236H126L125 237V240L123 241V246H127ZM110 243V242H109ZM113 243V242H112ZM55 245H56V248H57V252H49L50 250H49V248H41V257L42 256H44L45 258H47V262L45 263V264H61L60 262L58 263V261H56V258H57V255L59 254L58 252H62V249H61V245L60 244H58L57 245V243L55 242L54 243ZM64 245V244H63ZM121 245V246H122ZM264 245V244H263ZM75 246V247H76ZM74 247V248H75ZM99 247V248H98ZM68 248V247H67ZM72 249H73V247H72ZM72 249H69L70 251L72 250ZM73 250H75V249H73ZM72 250V251H73ZM65 251V250H64ZM64 251L62 252L63 254H70L71 252H65L64 253ZM76 252V251H75ZM74 252V253H75ZM78 252V253H79ZM61 253V254H62ZM72 254V253H71ZM202 254L203 255H201V258L198 260V264H205V259L203 258V256H204V253L202 252ZM100 261H101V259H100Z\"/></svg>", "mask_w": 264, "mask_h": 264}]
</instances>
